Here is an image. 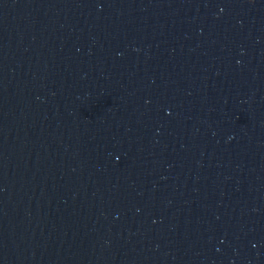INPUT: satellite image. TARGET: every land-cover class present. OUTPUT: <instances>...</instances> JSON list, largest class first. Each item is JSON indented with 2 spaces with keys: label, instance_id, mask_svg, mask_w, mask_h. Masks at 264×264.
I'll return each instance as SVG.
<instances>
[{
  "label": "water",
  "instance_id": "1",
  "mask_svg": "<svg viewBox=\"0 0 264 264\" xmlns=\"http://www.w3.org/2000/svg\"><path fill=\"white\" fill-rule=\"evenodd\" d=\"M0 264H264V0H0Z\"/></svg>",
  "mask_w": 264,
  "mask_h": 264
}]
</instances>
